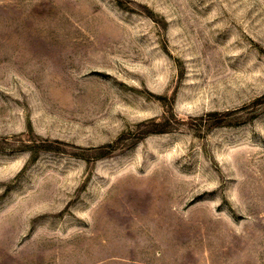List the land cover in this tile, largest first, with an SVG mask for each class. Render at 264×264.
<instances>
[{
  "label": "rangeland",
  "instance_id": "rangeland-1",
  "mask_svg": "<svg viewBox=\"0 0 264 264\" xmlns=\"http://www.w3.org/2000/svg\"><path fill=\"white\" fill-rule=\"evenodd\" d=\"M0 264H264V0H0Z\"/></svg>",
  "mask_w": 264,
  "mask_h": 264
}]
</instances>
